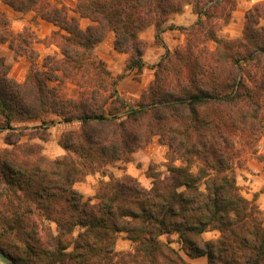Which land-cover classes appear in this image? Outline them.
Masks as SVG:
<instances>
[{
  "label": "trees",
  "instance_id": "trees-1",
  "mask_svg": "<svg viewBox=\"0 0 264 264\" xmlns=\"http://www.w3.org/2000/svg\"><path fill=\"white\" fill-rule=\"evenodd\" d=\"M3 1L58 27L53 36L62 58L47 56L40 67L23 34L0 33L32 64L20 83L0 57V135L8 133L11 147L0 150V251L14 264H189L163 239L177 234L191 259L264 264V217L228 175L263 131L264 2L247 12L242 39H226L222 23L230 21L236 0H79L76 12L95 23L86 29L66 7ZM187 5L198 16L195 24L164 27ZM150 27L159 43L168 30H179L186 41L167 49L133 107L94 50L114 33L115 50L129 56L127 71L141 74L146 43L139 36ZM69 85L72 95L65 91ZM51 115L80 124L63 134L67 155L57 160L42 145L23 142L27 136L48 141L40 131L55 123ZM33 121L40 125H25ZM156 137L169 148L173 165L167 176L149 175L151 188L109 170L130 163ZM177 161L184 165L175 166ZM94 174L109 178L97 192L98 203L75 189ZM209 231L221 237L207 241L203 234ZM121 233L134 251L117 253Z\"/></svg>",
  "mask_w": 264,
  "mask_h": 264
},
{
  "label": "rangeland",
  "instance_id": "rangeland-1",
  "mask_svg": "<svg viewBox=\"0 0 264 264\" xmlns=\"http://www.w3.org/2000/svg\"><path fill=\"white\" fill-rule=\"evenodd\" d=\"M58 8L66 7L69 16L76 18L81 27L86 29L88 26L95 25L94 22L82 18L80 14L76 12V7L79 0H43ZM237 7L232 12V17L228 23L223 22V29L220 33L222 37L226 39H242L244 37L246 27V15L247 12L252 9L256 4L264 2V0H236ZM248 5H251L248 10ZM194 15V16H193ZM181 19L184 24H195L198 21V16L194 12V8L191 5L184 7L183 11L179 14H175L170 17V20L164 27H170L174 20ZM192 24V25H193ZM264 26V17L260 20L259 27ZM151 28V27H150ZM154 28V27H152ZM149 29V28H148ZM147 29V30H148ZM155 29V28H154ZM145 30L144 32H146ZM59 31V28L54 24L43 20L35 11L20 12L9 7L3 0H0V33L9 32V34L17 37L18 34H23L28 39L29 49L36 52V64L42 67L44 59L47 56H56L62 58L60 49L57 47L59 39L55 38L53 34ZM65 34V32H62ZM143 33V32H142ZM141 35V34H140ZM174 38L180 39L181 33H174ZM140 37V36H139ZM156 37V29H155ZM163 43H159L156 39L155 46L162 47L166 37L161 36ZM114 39V40H112ZM141 39V37H140ZM146 43V50L150 47V44ZM102 44V46H101ZM99 44L94 50V54L97 58L106 62L112 75L118 79V91L121 97L127 101L131 106L136 107L141 100L142 94L147 91L143 90L139 83L142 82L141 74L135 72L133 74V81L130 84L122 86L121 82L129 75H132V71H127V60L124 61L117 53H115V34L109 33L107 38ZM213 48L216 44L211 45ZM0 57L6 60L7 65L10 68V77L16 81L23 83L26 81L28 75L31 72L32 64L29 59L22 55L17 54L11 50L9 43L2 42L0 39ZM109 61V62H108ZM119 73V74H118ZM65 91L72 95L74 87L69 85ZM134 96H138L135 98ZM55 121L54 124L48 126V130H41L40 133L47 134L48 141H43L39 138H31L30 136L24 137L23 142L37 143L43 146L44 154L52 159L57 160L65 157L67 152L60 146V141L65 132L78 129L79 123L68 124L64 120L56 115L49 117ZM29 127H35L40 125V121H33L25 124ZM28 132L27 134H31ZM7 132L0 135V150L11 148L6 143ZM241 148V145L238 144ZM169 148L159 142V138L156 137L151 144L143 146L136 153L132 155L130 163H118L113 166H109V170L117 178H123L127 175L136 178L144 187L151 188L153 179L149 177L150 174H158L161 176L169 175V168L173 163L168 160ZM175 166H183L180 161L175 162ZM194 172H198L197 165L192 167ZM228 175L236 178L237 184L240 187L241 195L255 203L259 208L261 217H264V123L263 131L260 139L256 142L254 148H246L236 160L235 167ZM109 181L108 177H104L101 174L89 175L84 182L77 183L75 189L81 193L85 201H91L92 203H98L97 192L103 182ZM204 190V186L202 187ZM48 224H51L48 222ZM55 227L53 224H51ZM210 234L205 235V239H219L221 234L216 231H209ZM165 241H170L172 246L176 248L182 256L187 259L186 254L182 250L179 235L173 234L165 236ZM135 244L128 239L127 234L121 233L117 237L116 251L117 253H123L128 251H134ZM11 260V259H10ZM12 261V260H11ZM13 262V261H12ZM0 264L1 261H0Z\"/></svg>",
  "mask_w": 264,
  "mask_h": 264
},
{
  "label": "crops",
  "instance_id": "crops-1",
  "mask_svg": "<svg viewBox=\"0 0 264 264\" xmlns=\"http://www.w3.org/2000/svg\"><path fill=\"white\" fill-rule=\"evenodd\" d=\"M251 5H248L247 9L250 8ZM194 16V15H193ZM183 16L179 17V19L174 20L173 24H175L176 27H190L192 26V22L190 24H184L182 21ZM180 32L179 30H168L163 35L166 37H169L168 40H165L164 44L162 47L155 46L156 44V37H155V29L154 28H149L146 32L141 33L140 37L142 40L147 41L150 44V47L146 50L145 55H144V62L146 64L145 68L143 69V72L141 73L142 76V82L139 83L141 88L143 90H148L150 84L154 81L155 79V74H156V65L161 61L162 57L166 53L167 49L170 51H175L176 48L179 46L183 45L186 41V36L181 33V38L176 39L174 38V33ZM114 40V39H112ZM102 46V44H101ZM115 53H117L121 58L123 59L124 63L123 65L125 66V61L128 58V54L125 53H119L115 50ZM109 62V61H108ZM136 71H132V75H129L126 77L124 80H122L121 84L124 86L125 84H130L133 81V74ZM119 74V73H118ZM137 98L138 96H134ZM218 232V231H216ZM220 233V232H219ZM210 234V232H206L203 234V238L205 239V235ZM207 241L211 240H217V239H205ZM186 261L189 264H209L207 257H201V258H196V259H191L187 256Z\"/></svg>",
  "mask_w": 264,
  "mask_h": 264
},
{
  "label": "water",
  "instance_id": "water-1",
  "mask_svg": "<svg viewBox=\"0 0 264 264\" xmlns=\"http://www.w3.org/2000/svg\"><path fill=\"white\" fill-rule=\"evenodd\" d=\"M0 261L2 264H14L4 253L0 251Z\"/></svg>",
  "mask_w": 264,
  "mask_h": 264
}]
</instances>
